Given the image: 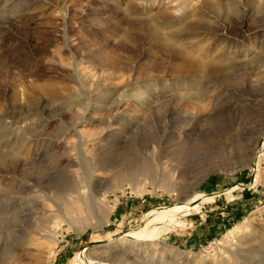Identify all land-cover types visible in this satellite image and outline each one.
<instances>
[{
  "label": "rangeland",
  "instance_id": "obj_1",
  "mask_svg": "<svg viewBox=\"0 0 264 264\" xmlns=\"http://www.w3.org/2000/svg\"><path fill=\"white\" fill-rule=\"evenodd\" d=\"M263 144L264 0H0V264H264ZM165 148L155 186L115 180ZM68 181L87 185L72 226Z\"/></svg>",
  "mask_w": 264,
  "mask_h": 264
},
{
  "label": "bare ground",
  "instance_id": "obj_2",
  "mask_svg": "<svg viewBox=\"0 0 264 264\" xmlns=\"http://www.w3.org/2000/svg\"><path fill=\"white\" fill-rule=\"evenodd\" d=\"M205 4L207 5V3H205ZM218 149H220V148H218ZM262 151H264V144H263V147L261 146V149H260V152H262ZM217 152H220V151L217 150ZM133 156H134V154H133ZM176 156H179V152H178L177 148L173 149L172 151L169 150L168 148H165V149L157 150L156 155H154V157H155L154 164L148 162L147 160H144L143 157H142V159H138V160L135 158H134V160H131V158H125L124 157L121 160H119V163L122 166V169L118 170V172L114 175V178H115V180L117 179L118 181L120 180V181L131 183L132 187H134V190L141 193V192H143V190L139 191L140 185H141L140 177H143L146 182L149 181V183H148L149 185L155 186L157 184V182L154 183L153 181H151L150 174L153 172V170H155V168H157L160 171L163 170L164 167L167 166V164H168V168H169L168 172L172 173L175 170V165L173 164V162L175 161L174 158L176 159ZM103 161L99 162V164L101 166L100 169L105 168V166H104L105 163H108V165L111 164V162L108 160H103ZM175 171H177V170H175ZM92 178H93V176L91 175V179ZM161 181H163V180H161ZM164 182L165 181H163V183ZM86 188H87V185H85V186L77 185L75 182H72V181H68V183L65 184L64 186L61 185L59 187H55V193H57V195L61 199L64 200V203L62 205L58 206L55 204L58 207L57 214L64 215V213L66 211H68L67 213H65L64 219H65V222H67L71 226L73 225V220L69 217V215H71V212H73V209H75V206L70 201V198L72 199L74 196H76V199H77L76 201H78V203H81L82 205H85L86 201L83 198V195L85 193ZM234 191H236V190H232L231 192H229V194H232ZM213 199H214V197H210L207 195H200L199 197H197L196 200L192 201L191 203H187V205H180V206L168 208V209L164 208V209H161L159 211L156 210V212H151V214H150L151 220H150L149 224L153 225V227H155L152 234H154L157 230H159L158 228H160V227H157L158 226L157 224H159L160 222H162L166 219H174L180 213H185L186 215H188L191 210L198 209L200 204L213 201ZM96 200L97 199H96L95 194H90V196L88 197V201H90V207L92 210H95L94 203L96 202ZM99 210H100V213L102 214V216L108 215L107 209L104 206H100ZM17 211L18 210H16V212ZM97 221L101 227L105 224L103 219L100 217H98ZM62 223H63L62 221H59L58 223H56V225L54 227H50V226H47L46 224H42V226L44 228V229H42V231L48 232L47 236H48V238H51V236L55 235L58 228L62 226ZM175 223H178V220L175 221ZM249 227H250V222L249 221L245 222L242 225L238 226L234 230V233L239 232V235H240V233H241V235L242 234L245 235L246 232H248ZM161 229H165V228H161ZM165 230H169V228H166ZM136 234L137 233H131V234H128L126 237L131 238V239H137ZM245 237L246 236H244L243 239H245ZM151 238H152V235H151ZM113 257L116 258L114 260L115 261L114 264H124L120 261L123 258L122 253H119V252L115 253L113 255ZM85 259L89 262V264L94 263V258L91 256L90 257L86 256Z\"/></svg>",
  "mask_w": 264,
  "mask_h": 264
},
{
  "label": "water",
  "instance_id": "obj_3",
  "mask_svg": "<svg viewBox=\"0 0 264 264\" xmlns=\"http://www.w3.org/2000/svg\"><path fill=\"white\" fill-rule=\"evenodd\" d=\"M260 156H261V152H260V150L258 151V153H257V157H256V160H255V163H254V165H255V168H254V173H255V170H256V168H257V164H258V161H259V158H260ZM254 173H253V175H254ZM254 179H252L247 185H244V184H238L237 185V187L238 188H242V189H249V188H251V187H253V184H254V181H253ZM233 188V187H232ZM232 188H229V189H226V190H224V191H220V192H216V193H212L215 197H217V196H221V195H223V194H225V193H227V192H229ZM119 240V239H118ZM118 240H116V241H118ZM114 242V243H112V244H110V245H107L106 243H93L92 245H89L85 250H84V252H86L88 249H98L99 247H108V248H110V249H112V250H116L115 248H117V246L115 247V245H117V243L118 242ZM109 243V242H108Z\"/></svg>",
  "mask_w": 264,
  "mask_h": 264
},
{
  "label": "crops",
  "instance_id": "obj_4",
  "mask_svg": "<svg viewBox=\"0 0 264 264\" xmlns=\"http://www.w3.org/2000/svg\"><path fill=\"white\" fill-rule=\"evenodd\" d=\"M252 179H253V178H252ZM252 179H251V180H252ZM249 182H250V181H249ZM244 185H245V184H244ZM234 187H237V186H234ZM253 187H254V184H253ZM253 187H251V188H249V189H243V190H251V189H253ZM227 189H229V188H227ZM241 189H242V188H241ZM225 190H226V189H225ZM223 191H224V190H223ZM226 194H227V193H225V194H223V195H221V196H225ZM221 196H220V197H221Z\"/></svg>",
  "mask_w": 264,
  "mask_h": 264
}]
</instances>
